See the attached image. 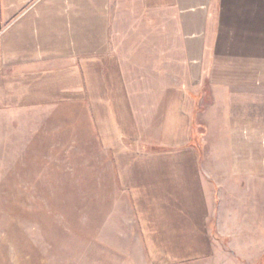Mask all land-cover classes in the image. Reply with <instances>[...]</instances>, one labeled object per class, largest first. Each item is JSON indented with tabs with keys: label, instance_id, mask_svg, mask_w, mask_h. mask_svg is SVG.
<instances>
[{
	"label": "crops",
	"instance_id": "0c3cea01",
	"mask_svg": "<svg viewBox=\"0 0 264 264\" xmlns=\"http://www.w3.org/2000/svg\"><path fill=\"white\" fill-rule=\"evenodd\" d=\"M261 96L264 0H0V109L41 113L36 144L76 145L94 191L130 195L154 264L259 223L225 187L259 199ZM203 138L230 151L202 159Z\"/></svg>",
	"mask_w": 264,
	"mask_h": 264
},
{
	"label": "rangeland",
	"instance_id": "374dc122",
	"mask_svg": "<svg viewBox=\"0 0 264 264\" xmlns=\"http://www.w3.org/2000/svg\"><path fill=\"white\" fill-rule=\"evenodd\" d=\"M259 99L264 117V97ZM40 117L39 112L0 109V264H154L130 195L94 191L91 170L80 167L92 161L70 159L71 153L60 150H75L76 145L52 144L46 150L36 144ZM198 117L208 123L214 119L206 120L203 113ZM210 130L212 136L224 133L220 127ZM205 131L202 126L195 130L199 135ZM198 140L202 159L206 151H230L220 141ZM231 180L225 187L229 200L247 204L235 212L253 213L259 223L229 225L238 234L219 239L222 252L215 249L209 257L169 264H264V182L252 207Z\"/></svg>",
	"mask_w": 264,
	"mask_h": 264
}]
</instances>
